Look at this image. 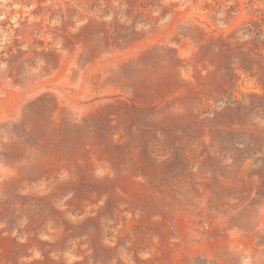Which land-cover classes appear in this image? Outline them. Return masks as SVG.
I'll return each instance as SVG.
<instances>
[{
  "label": "rangeland",
  "instance_id": "1",
  "mask_svg": "<svg viewBox=\"0 0 264 264\" xmlns=\"http://www.w3.org/2000/svg\"><path fill=\"white\" fill-rule=\"evenodd\" d=\"M251 6L0 0V264H264V186L250 206L238 188L257 176L238 161L223 180L172 173L182 162L231 163L209 138L173 144V125L187 116L177 113L200 82L195 68L219 80L216 50L202 45L253 18ZM250 93L262 86L240 72L236 97ZM215 107L194 112L207 130L239 119L236 106L201 112Z\"/></svg>",
  "mask_w": 264,
  "mask_h": 264
},
{
  "label": "trees",
  "instance_id": "2",
  "mask_svg": "<svg viewBox=\"0 0 264 264\" xmlns=\"http://www.w3.org/2000/svg\"><path fill=\"white\" fill-rule=\"evenodd\" d=\"M229 1L230 0H217L219 11L224 13L225 7ZM250 3L252 4L251 9L255 12L253 18L243 23L231 35L210 38L207 43L202 45L204 48L208 47L212 50H216L213 54L221 61V66L215 68L214 74L219 76V80H215V82H213V80L206 81L209 72L202 75L204 72L203 69L195 68L194 78L197 76L198 79L199 76L200 82L187 91L186 94H182L179 102V113H177V118L182 116V114L183 116H185V114L187 116L179 123L173 125L177 130L176 141L173 142V144H181L183 139L200 143V140H205L206 142V138H209L211 141L209 148L215 150V153L218 149L232 153L230 158L231 163L196 162L194 166L190 167V162H182L183 166L180 169L183 172H180L179 169L175 170L178 166L173 165L174 163L170 165L172 166V171L175 170L172 173L173 177L176 179H178L177 176H182L183 178L187 177L189 180L195 182L196 178L204 174L206 178L214 181L223 180L225 177H228V174H225L223 171H229L228 173H230L232 169L237 166L238 161V167L241 172H251V177L257 176L261 182L258 186L257 184L251 183L250 180V184L248 185L239 182V190L246 193L242 201H244L243 203H248L249 206L253 205L255 202V197L253 195H256V193L262 195L264 186V171H262L264 170V126H260L251 118V114H255V112L258 111L257 113L260 114L264 120V0H250ZM240 72L245 73L250 78H255L262 86L263 94L250 93L244 94L242 99L237 98L236 91L237 83L240 79ZM205 101H212L216 104V107L215 110H202L201 112L204 114L215 113L217 116L224 115L227 110L236 106L234 110H237L239 119H237V121L233 119H225V121H223L222 119L219 124L210 126L214 127V129L208 126L207 130L205 122L203 120H198L194 115L195 111L199 113L205 106ZM109 108L110 106L107 105L102 110L91 115V117H98L104 113H108ZM140 110L144 109L140 108ZM181 110L182 112H180ZM47 116H49V113L42 116L45 123L47 121L45 119ZM81 124L75 123L74 126H79ZM49 131V129L48 132L44 131L42 137L47 136L48 138ZM166 132L167 131H165L164 134L165 137L161 136L162 141L166 140ZM124 147L125 145L123 142L116 145V148L120 152ZM152 149L153 148L147 145L149 155ZM208 156L209 158L217 159L216 154L213 157H211V155ZM213 160L215 161V159ZM247 165L250 167L246 168ZM197 166L199 167L197 172H193V169ZM185 170L186 172H184ZM135 172L137 176L148 177L149 175L146 170L144 171L143 168L139 166L135 167ZM74 184L75 183H73V185ZM259 188H261V190H259ZM72 200L76 202L75 205L78 204V201H76V193ZM97 219H99L98 215H93L90 216L87 221H96ZM67 236L74 238L75 235L67 232ZM89 251L90 250H88V253ZM90 256L91 254L89 253L85 258L88 259Z\"/></svg>",
  "mask_w": 264,
  "mask_h": 264
}]
</instances>
